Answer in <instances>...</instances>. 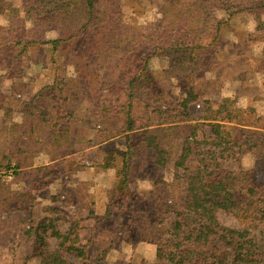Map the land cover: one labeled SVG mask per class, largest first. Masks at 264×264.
Returning a JSON list of instances; mask_svg holds the SVG:
<instances>
[{
  "label": "trees",
  "instance_id": "trees-1",
  "mask_svg": "<svg viewBox=\"0 0 264 264\" xmlns=\"http://www.w3.org/2000/svg\"><path fill=\"white\" fill-rule=\"evenodd\" d=\"M146 1L18 0L15 7L8 0H0V20L4 17L0 21V62L18 61L30 48L39 46L48 48L51 56L64 62L63 52L74 41L78 46L75 51L80 47L88 49L83 54L85 66L114 74L105 88L117 103H104L101 109L120 116L121 125L102 130L104 138L96 165L114 171L103 215L117 216V231L124 229L132 245L139 231L130 187L133 155L140 147L151 149L154 163L165 164V152L148 135L160 130L155 123L158 118L165 124L196 120L206 126L207 133L195 136L191 131L183 136L170 165V181L159 179L144 193L161 236L154 264H264V181H256L251 169L226 165L238 164L244 154L264 160V113L252 105L240 106L228 96H217L213 103L203 98L199 81L220 66L225 68L221 58L227 42L222 40L221 30L238 14L253 18L246 40L264 56V0H160L152 28L143 32L137 16ZM43 19L50 21L57 37L43 38L39 30ZM140 38L150 47L148 54L142 51ZM80 51L83 52L81 48ZM108 52L129 54L108 62ZM55 58L51 65L57 67ZM151 58L159 61L156 71L150 66ZM71 64L79 66L76 60ZM234 73L233 78L247 79L249 75L246 69H236ZM61 80L55 72L52 80L27 102H15L19 99L13 93L0 89V112L29 118L26 124L30 135L35 131L52 163L67 159L69 150L78 142L70 138L52 150L48 145L53 147V141H60L68 133V125L75 117L72 100L77 101L78 91L68 83L58 86ZM199 102L204 103L201 113L191 115L188 106ZM136 109H142L137 116ZM146 111L149 113L144 117L142 113ZM138 119L144 122L134 126ZM118 136L123 140L121 149L115 146ZM86 142L90 144L92 140ZM0 160L6 168L12 163L8 154ZM60 163L53 165L58 168ZM53 165L44 166L45 173L37 168V175L46 179L42 186L55 178L50 170ZM19 166L16 161L14 171ZM82 166L76 160L62 172ZM222 217L230 218L233 224ZM68 222L61 228L62 224L54 219L42 218L22 228V234L32 240V256L37 264H89L77 222ZM103 259L101 251L94 264H103Z\"/></svg>",
  "mask_w": 264,
  "mask_h": 264
},
{
  "label": "rangeland",
  "instance_id": "rangeland-1",
  "mask_svg": "<svg viewBox=\"0 0 264 264\" xmlns=\"http://www.w3.org/2000/svg\"><path fill=\"white\" fill-rule=\"evenodd\" d=\"M8 1L15 7L18 2V0ZM123 1L127 3L130 0ZM142 5L143 12L137 16V22L143 26V32H148L152 28L153 19L158 16L156 10L160 0H147ZM261 16L264 18V13ZM3 19L4 17L0 21H4ZM50 24L48 19L41 20L39 30L43 38L58 36L56 31L51 29ZM252 27L253 18L239 14L232 17L223 27L221 38L227 43L226 49L222 50L221 60L226 66L224 69L220 66L218 70L201 76L199 81L203 98L215 103L217 96H223L220 93L219 81L221 77H235L236 69L248 71L246 81L251 82L252 85H246L245 88L247 91L250 88V96L257 97L262 94L264 56L259 55V48H255V44L246 40L247 32ZM139 41L142 51L148 54L151 51L150 47L142 38ZM74 48L78 46L72 41L61 57L65 59L64 62H61L56 55L51 56L48 48L40 46L30 48L18 61L0 62V89L6 93H13V96L19 99L15 102H27L39 88L52 80L55 72L59 73L62 79L58 82V86L68 83V86L78 91L77 101L72 100L73 103L75 102L72 106L75 117L68 125L70 128L68 133L60 141H53V147L49 143L48 145L52 150L60 143H68L70 138L78 142L69 150L67 159L62 162L54 161L48 165L57 166L61 162L58 168L55 165H53L55 169L50 168L56 176L54 175L53 181L44 186L42 184L46 180L45 176L37 175L38 167H41L40 173H45L47 170L40 165L45 159L41 154L43 143L37 139L35 131L30 135L31 130L26 124L29 118L21 119L19 113L5 116L0 112V156L8 154L12 159L9 168L0 166V171L9 169L11 172V176H0V264H37L35 257L32 256V240L22 234V228L42 218L54 219L62 224L61 228L68 226L69 220H75L79 227L80 243L84 245L86 252L85 261L89 264L95 263L101 251H104L103 264H154L155 249L161 236L156 230L157 225L153 222L144 193L149 191L152 183L159 179L170 181L173 176L170 165L178 153L183 136L191 131H194L195 136H200L201 133H207L208 128L201 126L196 120L164 124L161 122L162 118L156 119V126L160 127L158 128L160 130L156 134L148 135L153 136L154 144H158L165 152V164L158 166L154 163L151 149L140 147V150L138 149L139 151L137 150L133 155L130 187L133 192V208L139 217V231L132 245L124 236V229L117 231L116 226L119 222L117 216L103 215V208L114 177L105 174V171L96 165L99 162L97 143L104 138L102 130L109 126L116 128L121 125L120 116L108 114L101 109L104 103H117V98L111 97L105 88L114 74L106 75V69L85 66L86 60L83 54L88 53V49L80 47L83 52L80 48L77 52ZM128 54L129 52L124 54L121 52L123 57ZM121 55L118 52H108L106 56L108 62H112ZM52 58L59 62L57 67L51 65ZM75 60L79 64L77 67L71 64ZM62 63H64L63 68L59 69ZM150 66L155 71L159 69L157 58L150 59ZM256 66L259 67L258 70H255ZM55 68L59 72L55 71ZM172 89L177 93V89ZM170 97L168 101L171 100ZM251 103L240 100L237 104L247 106ZM203 108L204 103L199 102L198 106L189 105L188 111L196 116ZM141 111L142 109H136L134 115L137 116ZM48 112L52 111L49 109ZM148 113L146 111L142 115L147 117ZM142 122L144 121L138 119L134 121V126ZM89 138L92 140L90 144L86 142ZM118 139L119 136L115 139V146L121 149L123 140ZM76 160L83 164L79 171L62 172L72 167ZM16 161L20 166L14 171ZM226 165L233 169L238 166L251 169L256 181H264V160H255L250 154H244L238 164ZM178 169L177 171H181L180 168ZM178 190L179 186H177ZM222 218L226 223L233 224L230 218Z\"/></svg>",
  "mask_w": 264,
  "mask_h": 264
},
{
  "label": "crops",
  "instance_id": "crops-1",
  "mask_svg": "<svg viewBox=\"0 0 264 264\" xmlns=\"http://www.w3.org/2000/svg\"><path fill=\"white\" fill-rule=\"evenodd\" d=\"M250 29H252V28H250ZM246 80H247L246 77L245 78L244 77L243 78L242 77L241 78H237V77L236 78L221 77V79L219 81V89L221 91L220 92L221 95L235 98L237 103L240 100H245V102L251 101L252 103L249 104V105H252L257 112L264 113V89H263V92H261L262 94H259V96H257V97L250 96L249 95L251 93L250 92V88H249V91H247L245 87H246V85H252V84H251V82H247ZM248 81H249V79H248ZM258 87L260 88V86H258ZM101 144H102V142H98L97 143V146H102ZM178 152H179V150H178ZM41 154H43V156L45 158L44 159V162H41V164H40L41 166H48V165H50V163L53 162L52 160H49L48 159V157L44 153V151L41 152ZM5 155H7V154H3L2 156H5ZM2 156H0V159H1ZM11 165H12V163L9 166H11ZM0 166H4L3 163L1 164V160H0ZM18 168H16V169H18ZM80 168H82V167H76L75 169H72L69 172L76 173L77 171L80 170ZM102 169L105 171V174H111V176H114L113 169H111V168H106V169L105 168H102ZM110 170H112L111 171L112 173L110 172ZM9 171H10L9 169L8 170H5V171L4 170L0 171V176H1V174L6 173V172L8 173Z\"/></svg>",
  "mask_w": 264,
  "mask_h": 264
},
{
  "label": "built area",
  "instance_id": "built-area-1",
  "mask_svg": "<svg viewBox=\"0 0 264 264\" xmlns=\"http://www.w3.org/2000/svg\"><path fill=\"white\" fill-rule=\"evenodd\" d=\"M196 106H198V104L196 105ZM1 176H11V172H6V173H3V174H1Z\"/></svg>",
  "mask_w": 264,
  "mask_h": 264
}]
</instances>
